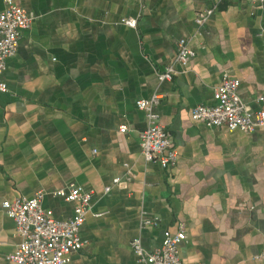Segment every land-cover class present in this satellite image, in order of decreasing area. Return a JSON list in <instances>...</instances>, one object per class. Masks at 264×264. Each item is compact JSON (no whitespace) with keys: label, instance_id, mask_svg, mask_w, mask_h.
<instances>
[{"label":"crops","instance_id":"obj_1","mask_svg":"<svg viewBox=\"0 0 264 264\" xmlns=\"http://www.w3.org/2000/svg\"><path fill=\"white\" fill-rule=\"evenodd\" d=\"M13 1L32 22L3 74L0 204L43 192V208L65 221L75 204L55 194L70 184L92 190L83 248L67 264H139L131 241L153 251L166 231L185 233L178 248L185 264H264V127L210 129L190 116L215 104L224 74L240 81L248 108L264 111V5ZM207 9L215 10L198 28L195 14ZM123 18H136L137 27L123 26ZM180 42L194 58L174 65L171 81H158ZM153 95L161 96L155 113L178 156L168 169L141 155L146 118L136 102ZM153 218L156 227L144 225ZM20 241L0 209V264H9Z\"/></svg>","mask_w":264,"mask_h":264},{"label":"built area","instance_id":"obj_2","mask_svg":"<svg viewBox=\"0 0 264 264\" xmlns=\"http://www.w3.org/2000/svg\"><path fill=\"white\" fill-rule=\"evenodd\" d=\"M145 1V0H141ZM4 8L0 11V93L8 91L3 80L6 62L17 51L21 33L30 27L32 18L28 16L13 0H4ZM259 7L264 0H256ZM215 9L198 11L195 24L198 28L205 25ZM136 18H123L121 24L135 29ZM264 35V25L262 28ZM194 58V52L186 42H180L173 65L165 68L157 75L158 81H171L175 74L174 65L185 67ZM240 81L227 74L221 78L220 84L213 90V106L200 105L191 111L194 122L204 124L207 128H226L228 131L253 132L264 127V111L248 108L239 93ZM161 101L160 95L136 102L146 118V128L139 134L141 155L146 162L157 163L168 169L176 165L177 152L170 134L159 123L155 108ZM263 98H258L262 102ZM125 126L119 133H126ZM118 179L113 181L118 183ZM104 188V192L109 191ZM93 191L82 186L70 184L66 190L59 191L56 197L65 202L75 204L73 216L65 221L54 218L51 210L42 206L43 192L32 198H19L14 201H3L0 209L12 220L21 241L15 252L7 257L9 264H67L69 256L83 248L79 231L83 226L93 198ZM99 216V215H98ZM158 218L144 221L145 226L156 227ZM186 240L183 231L164 232L161 245L153 251H146L139 238L131 241L130 248L139 264H185L179 256V245Z\"/></svg>","mask_w":264,"mask_h":264}]
</instances>
